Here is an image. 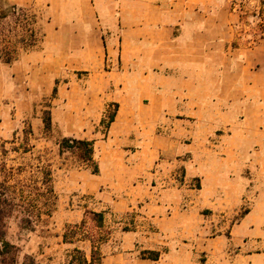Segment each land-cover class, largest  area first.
<instances>
[{"label":"crops","instance_id":"crops-1","mask_svg":"<svg viewBox=\"0 0 264 264\" xmlns=\"http://www.w3.org/2000/svg\"><path fill=\"white\" fill-rule=\"evenodd\" d=\"M37 1L51 26L40 84L68 76L52 129L93 141L98 168H69L59 192L103 214L101 264H264V61L226 57L232 15L219 0ZM90 237L52 264L70 247L89 261Z\"/></svg>","mask_w":264,"mask_h":264},{"label":"rangeland","instance_id":"rangeland-1","mask_svg":"<svg viewBox=\"0 0 264 264\" xmlns=\"http://www.w3.org/2000/svg\"><path fill=\"white\" fill-rule=\"evenodd\" d=\"M219 4L221 14H231L234 22L230 29L232 45L226 57L234 55L237 62H243L245 55L255 53L260 57L257 59L264 61V0H219ZM1 5L31 7L29 10L39 17L42 35L34 48L19 53L16 62L11 65L0 63V194L5 193L9 198L6 240L18 249L16 264H29V260H24L25 256L34 264H52L56 263L63 237H66L64 243L71 244L90 235L97 239L88 214L92 208H88L87 199L74 194L65 197L59 192V179L69 168L80 165V152H61V134L51 125L46 130L42 121L46 111L51 113L59 81H65L68 76L63 73L56 80L53 85L56 94L46 93L48 86L40 84L42 79L39 77L46 72H42L39 65L51 51L49 40L43 38V33L51 27L45 22L48 15L45 5L37 0H1ZM254 48H257L256 52H252ZM251 57L259 65L253 54ZM32 74L35 75L33 79ZM113 110L114 106L110 105L103 120ZM100 127L104 133V125L100 123ZM25 136L27 143L23 141ZM48 169L52 171L53 194L47 193L49 186L43 183L44 172ZM72 211L85 216L83 226H80L82 222H64L65 216ZM244 211H247L245 206L238 215L228 216L227 222L234 224ZM74 250L68 248L70 261Z\"/></svg>","mask_w":264,"mask_h":264},{"label":"trees","instance_id":"trees-1","mask_svg":"<svg viewBox=\"0 0 264 264\" xmlns=\"http://www.w3.org/2000/svg\"><path fill=\"white\" fill-rule=\"evenodd\" d=\"M39 17L35 12L29 9L7 6L2 7L0 0V63L4 65H11L18 59L19 53L34 48L41 40L40 28L38 26ZM53 94H56V88L53 89ZM117 105H114L112 113L108 114L106 120H102L101 124L108 128L109 124L114 120ZM43 124L46 130L50 129L51 117L50 111H46L43 115ZM27 143V137L23 139ZM59 148L63 150H78L80 152L79 161L84 166L91 168L92 174H98L97 165L93 159V141L76 140L71 138H63L59 142ZM27 152V150L25 151ZM79 165L78 167H83ZM43 183L48 184L47 193L53 194L51 187L52 171L49 169L44 172ZM0 186L2 184L0 183ZM9 203V198L4 194H0V264H16L18 258V249L6 240V227L5 222L8 218V209L6 208ZM244 211L243 214H246ZM91 216V221L94 228L97 230V239L90 237L91 252L90 259L84 257L82 251L75 249L74 256L71 257L69 264L75 261L77 264H101L102 255L99 251V245L106 239V233H103V214L88 212ZM242 214V215H243ZM84 225L82 221L80 226ZM65 242L66 237H63ZM141 258L156 260L159 256L156 252L142 251ZM24 260H29V264H34L33 260L25 256Z\"/></svg>","mask_w":264,"mask_h":264}]
</instances>
